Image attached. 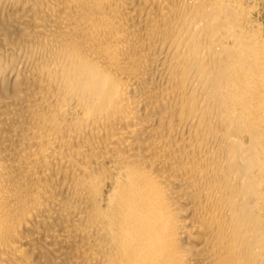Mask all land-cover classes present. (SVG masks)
<instances>
[{"label": "bare ground", "instance_id": "bare-ground-1", "mask_svg": "<svg viewBox=\"0 0 264 264\" xmlns=\"http://www.w3.org/2000/svg\"><path fill=\"white\" fill-rule=\"evenodd\" d=\"M0 264H264V0H0Z\"/></svg>", "mask_w": 264, "mask_h": 264}]
</instances>
